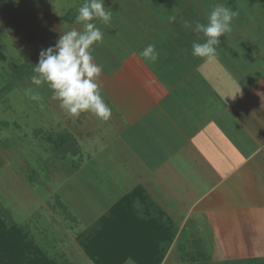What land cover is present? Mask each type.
Instances as JSON below:
<instances>
[{"label": "crops", "instance_id": "0c3cea01", "mask_svg": "<svg viewBox=\"0 0 264 264\" xmlns=\"http://www.w3.org/2000/svg\"><path fill=\"white\" fill-rule=\"evenodd\" d=\"M46 1L0 0V71L12 62L23 70L29 61L36 62L41 46L33 50L28 45L31 39L36 45L42 41L38 33L28 29L10 42L8 36L18 24L30 22L35 8L42 17L40 9L48 6ZM47 9L50 16L48 11L45 23H57L55 9ZM231 9L236 12L232 31L220 38L213 59L192 55L193 41L202 43L206 38L183 29L184 23L170 28L173 35L154 37L160 50H156L159 58L155 63L131 51L107 65L116 53H109L105 39L94 44V62L102 66L97 83L111 116L107 121L99 119L96 129H83L78 119L67 132L75 139L73 154L81 157V162L95 157L93 164L101 165L93 166L98 178L109 179L113 187L117 183L121 190L96 220L137 187L145 198L136 197L133 209L145 211L147 217L151 209L157 211L154 217L163 215L161 221L170 227L173 238L162 243L165 252L160 264L180 263L190 250L196 251V244L201 253L215 250L213 247L222 242L228 246L223 235L236 234L239 228L253 231L259 225L264 229V1L257 12L255 8ZM66 11L63 20L72 25L75 17ZM69 25L52 27L53 41L70 30ZM254 45L263 47V53L253 52ZM238 47L245 48L244 53L237 52ZM235 54L232 62L229 55ZM26 71L32 81L34 74ZM109 141L111 153L96 160L98 149ZM148 174L154 175L155 184L163 191H154V199L145 182ZM246 237L243 244L236 240L235 247L248 250L255 246L253 254H264V249L258 248L264 244L260 240L264 234L246 232Z\"/></svg>", "mask_w": 264, "mask_h": 264}, {"label": "rangeland", "instance_id": "374dc122", "mask_svg": "<svg viewBox=\"0 0 264 264\" xmlns=\"http://www.w3.org/2000/svg\"><path fill=\"white\" fill-rule=\"evenodd\" d=\"M263 1L104 0L105 7L112 10L111 22L107 25L99 20L93 22L103 32L109 53H116L110 56L108 64L104 62L109 65V61L113 60L115 63L114 59L123 58L126 52L128 54L135 51L139 54L149 44H154V37L157 39L165 34L173 35L176 25L184 23L185 20L205 23L214 5L223 4L230 9L255 8L257 12L259 11L257 8H262ZM46 2L48 6L40 9L42 17L38 14L39 8H35L36 14L29 23L25 20V27L24 24H18L11 30L8 42L16 34L33 29L40 35L42 41L36 45L31 39L29 48L39 50L40 46L43 49L53 45L56 40L53 41L50 37L55 32L52 27H64V25L67 27L71 22L63 20V12L70 10L68 15L75 17L84 0H47ZM49 7L55 9L57 23H54L55 21L45 23L44 18L48 11V17L50 16V10L47 9ZM142 8H147V11ZM149 8L153 11L148 12ZM156 10L160 11L155 13ZM68 28L81 29L82 26L74 22ZM170 28L173 30L170 31ZM187 30L193 33L191 29ZM175 36L178 34L176 33ZM161 47H165L164 42ZM155 48L160 52L159 46L155 45ZM244 50L245 48L238 47L237 52L242 54ZM252 50L263 53V47L254 45ZM230 53L234 54L231 50ZM237 55H229V60L233 62ZM23 57L21 59H24ZM37 60L38 56L35 61ZM36 62L29 61L25 69L35 74L33 66ZM1 65L0 63V69ZM250 66L247 62V67ZM2 69L0 71V219L7 227L12 224L19 226L46 256L58 264H93L81 248L77 235L82 232H94L101 227L96 220L98 215L103 213L104 208L114 201L121 190L118 189L117 183L116 187H113L109 179L98 178L93 166L101 165L97 162L93 164L95 157L81 162V157L73 154L75 139L67 132H71L73 122L78 123V119L82 122L83 125L80 127L83 129L93 126L96 129L100 120L89 112H83L78 117L67 115L47 84L43 86L32 84L30 73L26 71V75L25 69L14 66L13 62L12 66ZM8 69L10 72H7ZM34 94L38 95L39 99H32L31 96ZM92 123L96 124L92 125ZM103 143L105 146L98 149L97 153L100 156L96 160L107 158L111 153V142ZM76 168H80V171L75 172ZM139 168L142 169L141 166ZM118 175L120 174L117 173L116 176ZM145 182L150 186L149 190L154 199V191L160 189L154 182V175L148 174ZM159 191L163 194L162 189ZM134 204L138 206L136 202ZM151 210V213L148 211V217L145 211L141 209L136 211L137 219L145 223L151 220L150 223L154 224V215H157V211ZM178 215L175 213V216ZM160 217L163 215L161 214ZM234 225L232 224L231 228H234ZM258 228H254L253 231L239 228L236 234H224L223 241L225 236L228 246L222 242L219 246L213 247L215 250L211 249L212 252L208 250L203 253L204 250L201 253L198 249L199 245L196 244L195 252L190 250L187 256L185 254V259L183 257L180 263L173 264H264L262 252L253 254L256 250L255 246L249 247L248 250L239 245L235 247V244H238L236 240L243 244L248 239V237L245 239L246 232L247 234L253 232L254 235L260 232L264 234V229ZM255 238L257 241L258 237ZM260 240L263 241L264 238ZM258 248L264 249V244ZM186 249L189 250L188 247ZM125 264L135 263L132 259H128Z\"/></svg>", "mask_w": 264, "mask_h": 264}, {"label": "clouds", "instance_id": "9594fccd", "mask_svg": "<svg viewBox=\"0 0 264 264\" xmlns=\"http://www.w3.org/2000/svg\"><path fill=\"white\" fill-rule=\"evenodd\" d=\"M235 16V11L217 4L209 12L207 24L185 20L186 29L202 33L206 38L202 43L193 41L192 55L215 58L220 38L232 31L231 24ZM111 19L112 10L105 7L104 0H84L75 16V22L82 26V30L72 28L63 32L53 45L41 49L38 54L33 66L35 74L31 77L32 83L37 86L47 84L69 116L78 117L83 112H89L103 121L111 116V108L105 103L97 83L102 66L94 62L92 54L93 45L102 43L104 37L93 21L99 20L107 25ZM139 54L152 63L159 58L154 44H149ZM31 98L36 100L39 96L34 94Z\"/></svg>", "mask_w": 264, "mask_h": 264}, {"label": "trees", "instance_id": "16d2710c", "mask_svg": "<svg viewBox=\"0 0 264 264\" xmlns=\"http://www.w3.org/2000/svg\"><path fill=\"white\" fill-rule=\"evenodd\" d=\"M136 197L141 201L145 198L139 187L124 195L98 219L100 228L77 235L81 248L94 264H123L127 258L136 264L162 261L165 252L162 243L170 242L173 233L160 217H154L153 225L151 220L147 223L138 220L132 207ZM0 264L58 263L46 256L19 226L7 227L0 219Z\"/></svg>", "mask_w": 264, "mask_h": 264}]
</instances>
